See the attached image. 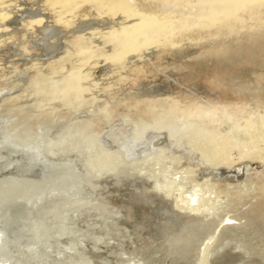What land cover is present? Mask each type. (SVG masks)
Returning <instances> with one entry per match:
<instances>
[{
	"label": "rangeland",
	"instance_id": "rangeland-1",
	"mask_svg": "<svg viewBox=\"0 0 264 264\" xmlns=\"http://www.w3.org/2000/svg\"><path fill=\"white\" fill-rule=\"evenodd\" d=\"M10 1L0 264H264V165L251 161L264 128V2L209 19L212 0H17L18 11ZM118 2L137 13L152 3L157 26L183 25L109 60L138 23L109 9ZM150 103L173 130L153 128ZM196 105L216 110L214 122L180 118ZM244 120L253 127L237 131ZM208 138L235 163L198 157ZM194 193L204 207L184 216L177 201Z\"/></svg>",
	"mask_w": 264,
	"mask_h": 264
},
{
	"label": "bare ground",
	"instance_id": "bare-ground-1",
	"mask_svg": "<svg viewBox=\"0 0 264 264\" xmlns=\"http://www.w3.org/2000/svg\"><path fill=\"white\" fill-rule=\"evenodd\" d=\"M6 1H10V0H0V5L3 6L2 4H4ZM93 1V0H91ZM97 1V0H94ZM100 1V0H99ZM11 2V1H10ZM61 2V0H60ZM68 2V1H67ZM126 2V1H125ZM264 0H212L208 3H204L203 7L207 10V13L209 14V19H213V18H223V16H228L229 12H228V7L229 6H233L236 7V9H240L243 7H248L249 5H257V4H261L263 3ZM12 3L14 4L13 6H15V10L18 11L16 9V7L18 6L17 0L12 1ZM11 3V6H12ZM66 3V1H65ZM10 3H8L9 5ZM128 4V3H127ZM7 5V4H6ZM4 5V6H6ZM12 6V7H13ZM156 6V5H155ZM9 7V6H8ZM145 7V11L141 12V13H137V12H133V10H131L129 8V4L125 5V4H120L115 3L114 5L111 4L109 9H111L113 12L116 11H123L125 14H127L128 16H136V18L138 17V23L132 25L131 27L128 28H123L121 30V33H119V35L121 36L119 38V40L114 42V50L113 53L108 56L109 60H115V61H119L121 59V57L125 54L128 53L129 51H135V50H141L144 47H147V45L149 46V43L153 42V41H158L161 37V34H169L171 33L176 27H181L183 25V21H175L173 24L170 25H165V26H157V23L159 22V17L154 15L153 12L154 10V5L152 3H147L144 5ZM215 7H218L220 9V12H217ZM18 8V7H17ZM12 9V8H11ZM14 9V8H13ZM2 11V10H1ZM4 11V10H3ZM15 11V14H16ZM9 17L11 18V16H9V13H1L0 14V20L1 22H5L9 19ZM41 20V19H40ZM36 23H39V20L35 21ZM42 22V21H41ZM5 23H3L2 25H0L1 29L2 26L6 25ZM160 25V24H159ZM4 29V28H3ZM1 31V30H0ZM137 37H143L141 41H137L136 38ZM112 37L109 36V40H111ZM165 42L167 44H169L170 46L173 45L175 43L174 38H170L165 40ZM152 45V44H151ZM86 51L85 47H80L79 48V53H84ZM104 63V62H103ZM78 68V67H77ZM105 77V76H104ZM73 81V80H72ZM76 86V85H74ZM73 87V86H72ZM80 88V87H79ZM99 91V90H98ZM182 102V101H181ZM190 103V102H189ZM188 103V104H189ZM195 102H193L194 105ZM187 104V103H186ZM192 104V103H191ZM200 105V104H199ZM96 106V105H95ZM122 106V105H121ZM201 106V105H200ZM200 106H193V107H189L186 108L184 110H182V112L180 113V118L187 120L189 122H200L201 124H210L212 122H214L215 120V111L216 110H210V109H203ZM183 107V106H182ZM184 108V107H183ZM205 108V107H204ZM215 109V108H214ZM222 109V108H221ZM219 109V110H221ZM218 110V109H217ZM148 112L149 115L152 117L153 122L155 125H153V128H158V129H167V130H171L172 129V124H171V119H167L166 115H164L162 113V110L150 103L148 105ZM227 113V112H225ZM219 114V113H218ZM222 116V114H219ZM226 115V114H224ZM177 116V115H176ZM221 116H218L221 118ZM179 117V116H178ZM216 117V118H218ZM227 118V117H226ZM249 119V118H248ZM113 120V119H112ZM150 120V119H149ZM227 120L228 119H224ZM222 120V121H224ZM262 120V119H261ZM82 121V120H81ZM252 120H244L241 123L237 124L235 123V127L237 128V131H239L238 129H241L242 127L247 130L248 128H252V124H251ZM173 122V121H172ZM218 122V121H217ZM226 122V121H225ZM235 122V121H234ZM237 122V121H236ZM263 122V120H262ZM150 123V122H149ZM253 123V122H252ZM196 124V123H195ZM148 125V124H147ZM230 125V124H229ZM93 126V125H92ZM152 126V125H151ZM206 126V125H205ZM203 126V128L205 127ZM219 126V125H218ZM147 127V126H146ZM179 127V126H178ZM176 127V128H178ZM185 127V126H184ZM194 127V125H193ZM192 127V128H193ZM258 127V126H257ZM75 128V127H74ZM144 128V127H143ZM207 128V127H206ZM233 128V127H232ZM235 128V129H236ZM260 128V127H259ZM86 129V128H85ZM139 129V128H138ZM223 129V128H222ZM234 129V128H233ZM234 129V131H235ZM146 130V129H144ZM173 130V129H172ZM183 130V129H182ZM191 130V129H190ZM220 130V129H217ZM227 130V129H225ZM229 130V129H228ZM143 131V130H142ZM141 131V132H142ZM205 131V130H204ZM208 131V130H207ZM255 131V130H254ZM260 139H259V144L257 146V151H255V156H253L251 159V161H256V163H258L259 165H264V128H260ZM213 132V131H212ZM216 132V130L214 131ZM244 132V131H243ZM170 133V132H168ZM229 133V132H228ZM239 133V132H238ZM237 133V134H238ZM222 134V133H221ZM236 134V135H237ZM240 134V133H239ZM201 135V133H200ZM203 135V134H202ZM241 135V134H240ZM243 135V134H242ZM250 135V134H249ZM142 136V135H141ZM170 136V135H169ZM224 133H223V137H224ZM172 137V136H171ZM196 137V136H195ZM225 137H229V136H225ZM224 137V138H225ZM231 137V136H230ZM234 137V136H233ZM245 137V136H244ZM247 137V136H246ZM217 138V137H216ZM232 138V137H231ZM239 138V136H238ZM251 138V137H250ZM198 139V138H197ZM223 139V138H222ZM234 140V138H232ZM248 139V137H247ZM246 139V140H247ZM170 140V139H169ZM174 140V139H173ZM188 140V138H187ZM227 140V138H226ZM236 140V139H235ZM244 140V139H242ZM249 140V139H248ZM253 141L254 138H252ZM186 141V140H185ZM250 144L252 143L251 140ZM215 142V141H214ZM212 138H208V143L204 146H199L197 148V152L200 154H198V157H202L205 159V161L207 163H209L210 165H217V164H221V163H226L228 165L234 164L235 160L229 158V156L226 154V150L225 148L214 144ZM218 142V141H217ZM235 142V141H234ZM248 142V141H247ZM197 142H195L196 144ZM243 143V142H242ZM179 146L180 144L177 143ZM184 144V143H183ZM201 144V143H200ZM205 144V142H204ZM177 145V146H178ZM189 147V145H188ZM158 149V148H156ZM190 149V148H189ZM193 149V148H192ZM256 149V148H255ZM254 149V150H255ZM194 150V149H193ZM192 150V151H193ZM244 151V150H243ZM35 152V151H34ZM37 153V152H36ZM158 154L160 155V152L158 151ZM35 155V154H34ZM162 155V154H161ZM176 158V157H175ZM159 159V158H156ZM162 159V158H160ZM177 159V158H176ZM201 159V158H199ZM175 161V159H174ZM175 163V162H174ZM153 164V163H152ZM156 164V163H155ZM154 164V165H155ZM180 164V163H179ZM182 165V164H181ZM160 166V164H159ZM145 167V166H144ZM165 167V166H163ZM176 167V166H175ZM138 168V167H136ZM142 169V168H141ZM145 169V168H144ZM213 169V168H212ZM215 169V168H214ZM162 170V169H161ZM160 171V170H159ZM182 171V170H181ZM178 172V171H177ZM179 173V172H178ZM193 173V169L192 168H188L185 172L184 175L185 177L191 175ZM181 174V173H180ZM178 174V175H180ZM176 175V174H175ZM251 173H248L246 175V179H250L251 177ZM181 177V176H180ZM183 177V176H182ZM190 178V176H189ZM174 179V178H173ZM179 179V177H178ZM185 180V178H184ZM175 181V180H174ZM183 182V181H182ZM194 183V182H193ZM193 183L192 186H193ZM190 184V183H189ZM188 184V185H189ZM197 184V183H196ZM172 185V184H171ZM176 185V184H175ZM206 185V184H205ZM239 185V184H238ZM250 186V185H249ZM165 187V186H164ZM195 187V186H194ZM199 187V186H198ZM164 189V188H163ZM198 190V189H197ZM239 191V190H238ZM241 191V190H240ZM166 192V191H165ZM192 192V191H191ZM178 193V192H177ZM169 195V193H168ZM223 204V203H222ZM176 206L183 211V215L184 216H190L189 214L191 213H199L201 211V209L204 207L202 204V199L199 197V194L194 193L189 195L188 197L186 196H182L179 198V200L177 201ZM212 214V213H211ZM219 228V227H218Z\"/></svg>",
	"mask_w": 264,
	"mask_h": 264
},
{
	"label": "water",
	"instance_id": "water-1",
	"mask_svg": "<svg viewBox=\"0 0 264 264\" xmlns=\"http://www.w3.org/2000/svg\"><path fill=\"white\" fill-rule=\"evenodd\" d=\"M219 172H223V171H219Z\"/></svg>",
	"mask_w": 264,
	"mask_h": 264
}]
</instances>
